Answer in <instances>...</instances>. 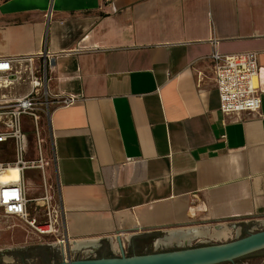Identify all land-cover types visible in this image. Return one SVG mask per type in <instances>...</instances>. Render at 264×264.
Masks as SVG:
<instances>
[{
  "label": "crops",
  "instance_id": "1",
  "mask_svg": "<svg viewBox=\"0 0 264 264\" xmlns=\"http://www.w3.org/2000/svg\"><path fill=\"white\" fill-rule=\"evenodd\" d=\"M213 49L257 52L259 113L219 111ZM42 50L49 90L78 98L52 114L46 169L65 259L264 224V0H0V56ZM0 215L8 238L56 239Z\"/></svg>",
  "mask_w": 264,
  "mask_h": 264
},
{
  "label": "built area",
  "instance_id": "2",
  "mask_svg": "<svg viewBox=\"0 0 264 264\" xmlns=\"http://www.w3.org/2000/svg\"><path fill=\"white\" fill-rule=\"evenodd\" d=\"M53 55L42 50L0 56V213L20 218L38 235L54 236L55 242L63 245L58 217L61 207L54 202L46 177L54 160L49 148L51 117L78 98L49 90L46 65ZM210 57L219 111L224 115L259 113L257 52L222 54L213 49ZM30 170L40 174L39 197L28 195L26 172ZM38 214L42 221L36 218Z\"/></svg>",
  "mask_w": 264,
  "mask_h": 264
},
{
  "label": "rangeland",
  "instance_id": "3",
  "mask_svg": "<svg viewBox=\"0 0 264 264\" xmlns=\"http://www.w3.org/2000/svg\"><path fill=\"white\" fill-rule=\"evenodd\" d=\"M36 218L42 221V216L38 214ZM18 220H6L2 219L0 215V264H52L59 263L65 260V256L56 247L50 246L55 241L52 238H47L44 241H24V238L19 236L18 238H8L4 236L2 230L8 226L19 225ZM264 230V224H253L248 228L241 226L236 228H230L229 234L224 237H212V238H194L187 245H174L166 247L159 245L155 247V238H163L166 234L165 231H161L155 234V236L147 237L140 241L141 249L136 253L127 251L115 252L111 254L108 247H101L94 253L84 250L72 251L70 254L71 260H85V259H99V258H119L122 255L126 257L133 256H146L159 253L181 251L185 249H194L199 247H207L218 245L225 242H230L235 239L244 237L250 233ZM58 245V244H57ZM63 248V247H62ZM63 252V251H62ZM211 264H264V248L258 249L243 255H240L232 260H226L222 262H216Z\"/></svg>",
  "mask_w": 264,
  "mask_h": 264
},
{
  "label": "water",
  "instance_id": "4",
  "mask_svg": "<svg viewBox=\"0 0 264 264\" xmlns=\"http://www.w3.org/2000/svg\"><path fill=\"white\" fill-rule=\"evenodd\" d=\"M264 248V230L218 245L159 253L146 256L65 259L55 264H211L232 260L240 255ZM122 251V250H121Z\"/></svg>",
  "mask_w": 264,
  "mask_h": 264
},
{
  "label": "bare ground",
  "instance_id": "5",
  "mask_svg": "<svg viewBox=\"0 0 264 264\" xmlns=\"http://www.w3.org/2000/svg\"><path fill=\"white\" fill-rule=\"evenodd\" d=\"M11 174L12 175H14V172H11ZM173 231V230H172ZM191 233V232H190ZM196 234H198V232L197 233H193V234H190L189 235V239H191L192 238V236H194V235H196ZM211 234H213V236L214 235H216L217 237H222V236H225L226 235V230H220V231H214L213 233H211ZM168 235V234H167ZM182 235V234H181ZM182 237H180V236H176V235H174V236H169V237H166V238H164V239H162V240H158V244L159 243H161V242H163L164 244H167V246H168V244H172L173 242H175L176 244H181L182 245V243H183V240L185 241V239H181ZM188 242H189V240H188ZM156 243H157V241H156ZM184 245H187V243H185ZM166 246V247H167Z\"/></svg>",
  "mask_w": 264,
  "mask_h": 264
}]
</instances>
